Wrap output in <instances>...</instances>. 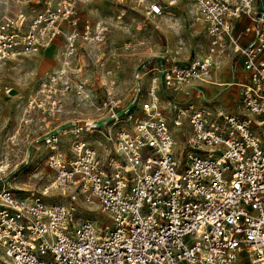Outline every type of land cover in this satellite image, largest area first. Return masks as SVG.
Here are the masks:
<instances>
[{"label":"built area","instance_id":"2783aa9c","mask_svg":"<svg viewBox=\"0 0 264 264\" xmlns=\"http://www.w3.org/2000/svg\"><path fill=\"white\" fill-rule=\"evenodd\" d=\"M85 2L0 0V76L7 59L63 40L59 65L24 106L25 121L57 120L43 134L54 177L41 193L21 192L0 164V264H237L240 255L264 264V0H195L208 52L184 63L149 46L128 99L112 68L103 80L109 26L80 28ZM164 11L156 2L147 12ZM229 47L248 74L238 84L241 115L195 101L206 97L194 82L209 83ZM87 49L96 50L97 87L83 76ZM162 94L173 124L190 127L182 137ZM71 98L91 111L59 122ZM52 188L70 190L69 200L47 201ZM79 199L108 221L85 215Z\"/></svg>","mask_w":264,"mask_h":264},{"label":"rangeland","instance_id":"374dc122","mask_svg":"<svg viewBox=\"0 0 264 264\" xmlns=\"http://www.w3.org/2000/svg\"><path fill=\"white\" fill-rule=\"evenodd\" d=\"M29 1L36 2L37 0ZM39 1L43 3L54 0ZM169 1L171 0H86L80 5V28L88 19L91 22L103 20V23L109 26L107 41L103 44V62H105L103 80H105V68H112L117 78L116 93L118 96L130 98V90L135 83L136 70L144 60L149 46H153L160 52L167 49L177 53L184 63L195 57H202L208 52L210 39L206 24L199 17L195 0H176L173 4H169ZM156 2L162 3L165 11L161 15L149 16L148 8ZM62 41V38H59L55 44L38 55L21 54L7 59L2 66L0 76V164L8 163L9 170L17 174L14 185L21 192L41 193L54 177V172L47 166L49 148L43 142V134L51 129L57 120L49 117H36L32 122L25 121L26 118L29 119V116L25 115L24 106L28 97L38 87L45 72L54 69L60 63ZM86 52L88 58L83 61L86 67L83 76L94 87H97L98 80L94 74L98 70V66L93 57L96 50L87 49ZM80 53L82 55L84 52L80 51ZM230 55H232V47L218 56L213 66V74L209 76L210 80L217 77V70L220 73L219 77L230 75V62L228 64ZM234 65L233 61L232 66ZM237 65L240 66V61L237 62ZM8 88L12 89L6 93L5 89ZM214 88L217 89L216 86ZM239 91L238 86H231L225 89L219 98L227 105V110L237 115H241ZM229 93L232 94L230 99L227 98ZM202 101L204 104L210 102L205 99ZM161 102L169 114L171 128L174 133L182 137V134L190 129L188 123H184L182 128L176 127L172 121L174 112L170 109L167 97L163 94ZM213 103L210 102V104ZM67 104L69 111L59 118V122L74 116H83L91 111L85 105L73 102L72 98L68 100ZM39 135L42 137L37 140L36 137ZM93 136L91 140H97L96 144L102 141L97 135ZM103 145H107L104 140ZM70 194V190L62 193L61 189H56L49 190L44 197L47 201L66 202L69 200ZM78 204L84 214L96 220L98 224L103 220L108 221V215L102 211L99 205L89 206L82 202V199H79ZM244 258L245 255H240L237 264H243L241 261Z\"/></svg>","mask_w":264,"mask_h":264},{"label":"crops","instance_id":"0c3cea01","mask_svg":"<svg viewBox=\"0 0 264 264\" xmlns=\"http://www.w3.org/2000/svg\"><path fill=\"white\" fill-rule=\"evenodd\" d=\"M249 38H250V36H245V37H243L242 41L243 42H246ZM233 61L235 62V65L234 66H232ZM238 61H240V66L237 65V62ZM229 62H230V68H229L230 69V71H229V74L230 75L224 76V77H229L231 79V82L229 84L227 83V84H224V85L221 86L220 84L218 85V84L209 82V83H204V84L201 85L202 89L204 90L205 97H206V98H203V99H205L206 101L208 100L210 102H214L213 104H210V102H209L207 105H210V106H220V107H223L225 110H227V105H225L219 99L220 96H222L221 94L224 92L225 89H227V88H229L231 86H238L239 87L238 84L240 82L245 81L247 79L248 74H247V72L244 70V68L242 66V59H241V57L230 55L229 58H228V64H229ZM58 65H56L54 68H56ZM216 73H217V77H219L218 74H220V73H218V70L216 71ZM211 74H213V69H212ZM224 77H219V78H224ZM214 86H216L217 89L214 88ZM239 89H240V87H239ZM231 95L232 94L229 93V95H228L227 98L230 99V96ZM195 101L197 103H199V104H204L203 101H202V99H198L197 98V99H195ZM227 111H229V110H227ZM229 112H231V111H229Z\"/></svg>","mask_w":264,"mask_h":264},{"label":"bare ground","instance_id":"6f19581e","mask_svg":"<svg viewBox=\"0 0 264 264\" xmlns=\"http://www.w3.org/2000/svg\"><path fill=\"white\" fill-rule=\"evenodd\" d=\"M175 2H176V0H175ZM51 45H53V44H50L49 46H51ZM208 80H209V82H212V83H215V84H218V85L220 84L221 86L224 85V84H227V83L229 84L231 82V79L229 77H226V78H223V79L219 78V77H213V78H211V80L210 79H208ZM49 190H56V189H48V192H49Z\"/></svg>","mask_w":264,"mask_h":264}]
</instances>
